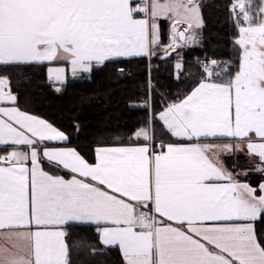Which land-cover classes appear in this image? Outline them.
<instances>
[{"label": "snow or ice", "instance_id": "snow-or-ice-1", "mask_svg": "<svg viewBox=\"0 0 264 264\" xmlns=\"http://www.w3.org/2000/svg\"><path fill=\"white\" fill-rule=\"evenodd\" d=\"M231 9L238 70L216 82L205 66L208 79L159 114L173 137L191 143L100 148L94 164L74 150L45 147L43 157L74 174L65 179L43 170L39 151L45 141L65 140L63 133L0 107V145L30 149L0 157V235L11 244L0 248V264H67L62 226L72 221L99 226L125 264H264V238L254 226L264 219V182L241 183L213 160L246 144L264 172V16L256 22L245 0ZM162 18L172 21L169 55L194 41L202 24L196 0H0V64L63 60L75 74L93 61L150 57ZM49 73L62 80L64 69ZM15 101L0 78V103ZM135 136L151 139L143 129ZM217 138L233 143L221 149Z\"/></svg>", "mask_w": 264, "mask_h": 264}, {"label": "trees", "instance_id": "trees-1", "mask_svg": "<svg viewBox=\"0 0 264 264\" xmlns=\"http://www.w3.org/2000/svg\"><path fill=\"white\" fill-rule=\"evenodd\" d=\"M199 2L204 24L196 43L182 49L183 68L179 72L173 57L162 61L160 54L151 60L137 57L108 61L94 68L87 80L68 79L61 89L48 81L44 65L36 70L2 67L0 76L7 75L21 110L60 129L67 136L66 145L76 148L89 162L94 161L97 147L147 142L135 136L141 129L149 134L152 128L154 142L157 135L172 141L158 115L208 79L203 62L230 64L217 78L220 80L231 78L240 63L241 50L235 44L238 26L231 9L233 0ZM162 36L164 44H168L166 22L162 23ZM0 153H5L3 147ZM246 180L258 186L262 178L252 173ZM255 224L258 235L264 238V219ZM67 231L70 264H123L117 249L102 247L95 228L70 225Z\"/></svg>", "mask_w": 264, "mask_h": 264}, {"label": "crops", "instance_id": "crops-1", "mask_svg": "<svg viewBox=\"0 0 264 264\" xmlns=\"http://www.w3.org/2000/svg\"><path fill=\"white\" fill-rule=\"evenodd\" d=\"M149 2H150V0H149ZM133 3L135 4L136 0H133ZM197 6L199 7L198 4H197ZM261 7H264V0H260L258 21H259L261 16H264V13L260 12V8ZM201 16H202V13H201ZM202 20H203V17H202ZM164 22L168 23L169 32H170L172 21L162 18L160 20V22H159L160 23V43H159V45L155 46L154 54L151 55L150 57H147L148 60H151L153 57L158 55V54L155 53V50H157L159 47H165L167 45V44H164L163 36H162V23H164ZM203 24H204V21H203V23L201 24L200 27L194 28L192 30L191 34L193 35L194 31L199 29V28H201L203 26ZM169 37H170V34H169ZM131 58H137V57H117V58H113V59H110V60H106L102 64H97L95 61H93L90 71L84 72V71H79L78 70L75 74H73V72H72L71 65L67 61H63V60L44 61V62H30V63H13V64H7V65L0 64V68L2 69V67L18 66V67H29L32 70H36L37 68H39V67L44 65V66H46V77L48 78V81L50 83L56 85L58 89H61V86L63 84H65L68 79L73 80V81L87 80L90 77L91 72H92V70L94 68H98V67L102 66L104 63H106L108 61L131 59ZM226 66H227V69H228L230 64L226 63ZM54 68H63L64 69V75H63V79L62 80H57L55 78V75H50L49 69H54ZM6 77H7V75L6 76H4V75L0 76V78H4V79H6ZM227 79H229V78H226L224 80H220V79H212V80L216 81V82H221V81H225ZM11 93L16 96L15 103L12 104V103H9V102H2V103H0V107H5V108H7V107H16L22 112H25V113H27L29 115L35 116V117H37L39 119H42V120L46 121L52 127L56 128L59 132L63 133L60 129H58L56 126H54L52 123H50L46 119H43L41 117H38L36 115H33L31 113H28L26 111L21 110L17 106V94H15L13 92H11ZM158 119H159V115H158ZM160 122L162 123L164 129L169 133V135L172 137L173 140L172 141L168 140V139L166 140V139H163L162 137H160L159 135H157V140H156V142H154V140H153V130H152V128H150L149 136H150L151 139H150V141H147L145 143H152L153 142V145H155L156 148H158L161 144L167 145L169 143H173V144L191 143L189 141H182V140H179L176 137H173L171 135V133L167 130V128L163 124V122L161 120H160ZM63 135L66 137V139L63 140V141H59V140H56V141H45V142H43V144L39 145V151L41 153V155H40V164H41L43 170L48 172L50 175H53V176H57L58 175V176L64 177L65 179H70L74 174H72L68 170L64 169L61 165H58L55 161H53V162L48 161L45 157H43V154H42L45 147H47V149H49V150H69V149H71V150H74L78 155H80L87 162H89L76 148L66 145L68 139H67V136L64 133H63ZM209 142H212L211 139H210ZM145 143L144 142H142V143H127V144H115V145L97 147L95 149V152H94V161L89 162V163L90 164H94L96 162V150L97 149H100V148H114V147H136V146H141V145H143ZM215 143L219 144L220 148L223 149L224 144L233 143V140H232V138H217L215 140ZM2 147H3V150L5 151L4 155H6V156L9 155L10 152L13 151V150H15V151H26V152H29V154H30V149H28L27 146L2 145ZM239 147L245 149V151H236V150H234L232 152H228V151H225V150H221V151L218 152L217 156L213 157V160H214V162H217L221 167H223L226 170L232 172L241 183H248L251 187L258 188L259 184L261 182H264V172L256 170V166L258 164H260L261 162L259 161V159L257 157L250 156V155L247 154V152H246V144H240ZM29 166H30V161H29ZM252 173L256 174L257 176H259L260 179L262 178V180L260 181L258 186H253L251 183H249L246 180L248 175L252 174ZM258 220H256L254 222L255 228H256V224L255 223ZM70 225L85 226V227L95 228L96 232H97V234L99 236V242L102 245V247L104 249H107V248L117 249L118 252L120 253L122 259H123V255H122L119 247L118 246H114V245H106V244H104L102 242V240H101L99 226H97L96 224L91 223V222L72 221V222H69V224L62 226V230L65 231V233H66L65 242H66L67 245H68V240H67V232L68 231H67V227L70 226ZM4 247L11 248V244L8 241H6L3 238L2 235H0V248H4ZM66 259H67V264H70V262H69V247H68V255H67ZM123 264H125L124 259H123Z\"/></svg>", "mask_w": 264, "mask_h": 264}, {"label": "rangeland", "instance_id": "rangeland-1", "mask_svg": "<svg viewBox=\"0 0 264 264\" xmlns=\"http://www.w3.org/2000/svg\"><path fill=\"white\" fill-rule=\"evenodd\" d=\"M199 1L200 0H198V2H196V3L200 7V2ZM245 2H246V5L248 6L249 14L254 18V20L256 22H258V18H259L258 14H259L260 0H245ZM199 7H198L199 14H200V17H201V21L203 23L202 16H201V9H200L201 7L200 8ZM233 15H234L235 23L237 24V17H236L235 14H233ZM201 28H199V29H197V30L194 31L193 35L195 36V40L192 41V42H190V45L196 43V41L198 39V33H199V31H200ZM170 41H171V39H170ZM177 48H178V51L175 54H173L172 57L174 58V65H175V68H176V72H179L183 68V61L181 59V53H182V49L185 48V45H183V46L181 45V46H179ZM164 52H165V47H159L157 50H155V53L158 54V55H160V54H162ZM210 63H211V61H207V64L205 66H208V67L212 68L213 76H212L211 79L220 78L221 73L224 74L227 71V66H226V63L227 62L226 61L217 62L216 65H212ZM177 64H180L181 65V68L177 69V67H176ZM205 66H204V71H205ZM217 72L220 73L219 76L216 75ZM207 78H208V76H207Z\"/></svg>", "mask_w": 264, "mask_h": 264}, {"label": "water", "instance_id": "water-1", "mask_svg": "<svg viewBox=\"0 0 264 264\" xmlns=\"http://www.w3.org/2000/svg\"><path fill=\"white\" fill-rule=\"evenodd\" d=\"M197 1V0H196ZM182 30V29H181ZM182 44H184L183 42H181ZM178 51V48H174V49H168V52H170L171 54H167L166 52H164L162 55H161V60L162 61H165L167 59H169L173 54H175L176 52Z\"/></svg>", "mask_w": 264, "mask_h": 264}, {"label": "built area", "instance_id": "built-area-1", "mask_svg": "<svg viewBox=\"0 0 264 264\" xmlns=\"http://www.w3.org/2000/svg\"><path fill=\"white\" fill-rule=\"evenodd\" d=\"M234 1H235V0H234ZM182 28H184V27H182ZM121 70H122V69H121ZM8 88H10V90L12 91L11 86H10L9 83H8ZM5 90L7 91L8 89L6 88ZM151 144L153 145V143H151ZM0 148H2V145H0ZM156 150H160V146H159L158 149H156ZM0 157H6V155L0 153Z\"/></svg>", "mask_w": 264, "mask_h": 264}]
</instances>
